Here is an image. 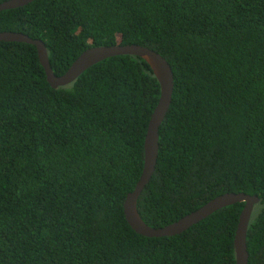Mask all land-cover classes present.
Masks as SVG:
<instances>
[{"label": "trees", "instance_id": "16d2710c", "mask_svg": "<svg viewBox=\"0 0 264 264\" xmlns=\"http://www.w3.org/2000/svg\"><path fill=\"white\" fill-rule=\"evenodd\" d=\"M0 31L43 40L55 75L93 46L159 52L174 87L138 213L163 227L255 194L249 264H264V0H34L0 10ZM159 95L138 56L53 88L34 45L0 41V264H236L243 202L171 236L125 219Z\"/></svg>", "mask_w": 264, "mask_h": 264}, {"label": "water", "instance_id": "95a60500", "mask_svg": "<svg viewBox=\"0 0 264 264\" xmlns=\"http://www.w3.org/2000/svg\"><path fill=\"white\" fill-rule=\"evenodd\" d=\"M34 0H6L0 3V10L18 8ZM0 41H17L32 44L36 47L46 80L53 88L65 86L73 82L82 72L108 57L117 55H134L142 58L156 77L160 95L158 102L150 116L144 138V163L141 175L132 191L124 200L123 211L126 221L138 233L148 237L171 236L180 234L199 221L212 215L219 209L237 202L245 203L240 214L239 224L235 236L236 264H249L250 253L247 245V232L255 205L260 201L257 195L239 192H225L210 199L202 206L179 220L163 227H153L144 222L137 210V199L149 183L157 163L159 148V127L169 109L174 75L168 61L157 51L140 44H116L93 46L80 53L61 75H55L50 66L46 44L41 39H34L26 33L15 31H0Z\"/></svg>", "mask_w": 264, "mask_h": 264}]
</instances>
